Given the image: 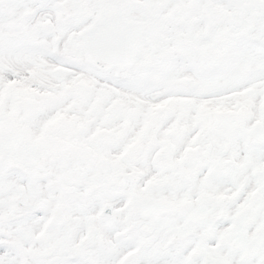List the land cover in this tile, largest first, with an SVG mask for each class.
Returning <instances> with one entry per match:
<instances>
[{
    "label": "snow or ice",
    "instance_id": "1",
    "mask_svg": "<svg viewBox=\"0 0 264 264\" xmlns=\"http://www.w3.org/2000/svg\"><path fill=\"white\" fill-rule=\"evenodd\" d=\"M0 264H264V0H0Z\"/></svg>",
    "mask_w": 264,
    "mask_h": 264
}]
</instances>
